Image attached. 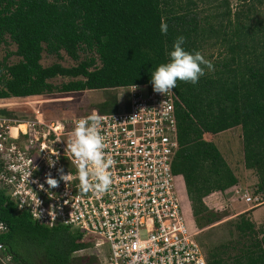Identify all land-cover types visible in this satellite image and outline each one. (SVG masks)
Returning a JSON list of instances; mask_svg holds the SVG:
<instances>
[{
	"label": "trees",
	"instance_id": "16d2710c",
	"mask_svg": "<svg viewBox=\"0 0 264 264\" xmlns=\"http://www.w3.org/2000/svg\"><path fill=\"white\" fill-rule=\"evenodd\" d=\"M237 3L233 8L229 0H0V45H15L11 55L19 57L15 64H9L10 54L0 62V100L152 86L151 73L170 59L179 36L187 51L217 49V57L206 58L213 71L205 69L196 84L178 81L173 89L180 146L173 172L184 181L197 227L212 226L220 222L218 212L204 199L239 183L213 136L242 130L243 163L259 179L254 195L264 200V0ZM62 52L77 65H42L45 53L63 59ZM59 77L71 81L58 86L53 80ZM19 113L21 120L35 118L28 108ZM0 116L8 118V112ZM0 223L6 226L0 254L12 256L14 264H73L74 254L90 246L69 227L49 228L18 211L3 190ZM235 229L239 239L210 250L208 263L264 264V225L257 229L243 214Z\"/></svg>",
	"mask_w": 264,
	"mask_h": 264
},
{
	"label": "built area",
	"instance_id": "2783aa9c",
	"mask_svg": "<svg viewBox=\"0 0 264 264\" xmlns=\"http://www.w3.org/2000/svg\"><path fill=\"white\" fill-rule=\"evenodd\" d=\"M127 89L123 112L93 110L66 122L46 120L37 111L32 120L0 116V190L34 221L80 233L96 250L98 264H209L182 178L173 172L180 148L176 94L163 96L150 85ZM94 112L102 117L105 153L114 161L108 169L112 185L104 193L81 190L68 149L78 120ZM60 169L71 174L67 183ZM49 174L58 187L49 188ZM0 257L14 264L12 256Z\"/></svg>",
	"mask_w": 264,
	"mask_h": 264
},
{
	"label": "rangeland",
	"instance_id": "374dc122",
	"mask_svg": "<svg viewBox=\"0 0 264 264\" xmlns=\"http://www.w3.org/2000/svg\"><path fill=\"white\" fill-rule=\"evenodd\" d=\"M229 1L231 2L233 8H235V6L238 4L237 0ZM262 10L264 11V7ZM16 49L17 47L13 44H1L0 62H3L5 58H7L10 54V58L8 59L9 64L11 65L17 63L19 61V57L11 55L16 51ZM217 52V49L209 50L204 48L202 55L206 59L210 54L215 53L217 57ZM62 56L63 59H58L55 56H49L45 53L43 56L42 65L44 67H49L55 63H59L67 68L77 65V62L69 58L65 54V52H62ZM69 81H71V79L59 77L53 80V83L61 86L62 84L68 83ZM129 93H131L129 89H121L117 91L103 90L72 93H54L50 95L34 96L26 99L12 98L8 100H0V111H7L8 118L14 119L18 118L16 115L20 114L19 111H21V109L28 108L32 113L37 111L38 113L44 114V118L46 120H59L62 122H66L80 116H86L93 110H96L98 107L104 112H123L125 111V102L129 97ZM99 108L97 110H100ZM18 119L21 120L20 118ZM206 139H208V136L206 137ZM212 140H214V142L217 144L221 153L224 155L225 160L227 161V163H229L233 171L238 172V170H241L245 167L243 163L244 156L242 151V130L240 128L231 129L227 132L215 135ZM252 175L257 177L255 173H253ZM181 181L182 184H184L183 179ZM249 181L250 178H247V182ZM255 182L257 183L256 180ZM253 184L254 180L251 182V186H249L248 190L251 198L254 196L257 188V184ZM182 189L183 191L185 190L184 187H182ZM6 195L8 194L6 193ZM252 199L253 201L251 202H253L252 205L254 207L258 206L262 202L261 199V201H257L254 198ZM187 200V204L190 205V201L188 198ZM214 200L216 201L214 205H209L206 203L205 204L212 211L218 212L217 214L219 216L220 222H217L216 224L203 229L195 225L199 232H201L198 240L202 244L206 254H208L210 250L220 246L221 244L227 243L232 239H239V233L238 231H236L235 226L236 222L239 221V216L236 214H238L240 210L227 208L226 211L225 203L222 205L218 202L219 199ZM226 202L227 204H230L231 201L227 200ZM222 208L225 209L221 210ZM248 217L251 219L249 214ZM190 221H193L192 216H190ZM262 223L264 224V219ZM261 227L262 226H260V228ZM96 256V250L93 247L88 246L87 249L74 254L73 264H96L97 262H99V259H97Z\"/></svg>",
	"mask_w": 264,
	"mask_h": 264
},
{
	"label": "clouds",
	"instance_id": "9594fccd",
	"mask_svg": "<svg viewBox=\"0 0 264 264\" xmlns=\"http://www.w3.org/2000/svg\"><path fill=\"white\" fill-rule=\"evenodd\" d=\"M160 31L165 35L168 31V25L163 20L160 24ZM184 44L185 37H177L173 44V50L169 53L170 59L161 63L151 73V84L155 93L166 96L177 87L178 81L196 84L205 75V69L214 70L213 64L205 59L200 52L187 51ZM101 123L102 117L95 112L88 117L79 119L73 132L74 139L68 145L77 165L81 190L84 192L104 193L110 190L112 185L108 169L114 164V161L105 153V137L100 134ZM50 166H54V162ZM59 171L60 180L67 183L71 174H64L62 169ZM90 177H95V181L93 182ZM59 182L50 174L46 179L49 188L58 187ZM2 227L0 225V228Z\"/></svg>",
	"mask_w": 264,
	"mask_h": 264
},
{
	"label": "crops",
	"instance_id": "0c3cea01",
	"mask_svg": "<svg viewBox=\"0 0 264 264\" xmlns=\"http://www.w3.org/2000/svg\"><path fill=\"white\" fill-rule=\"evenodd\" d=\"M121 89L123 90L126 88H118V89L112 90V91H117V90H121ZM127 101H129V97H128ZM213 137H215V136H213ZM213 142H214V140H213ZM242 149H243V142H242ZM234 173L237 176V178L239 179V183L236 186L228 189L225 192H216V193L206 197L204 199L205 203L209 204V205H214L216 203V201L214 199H219L218 202L222 205L225 203V207H226V209L222 208L221 210L225 209L227 211V208H233L236 210H240V212L238 214H236L238 216L243 215V214H249V216L253 220V223L256 225L257 229H259L260 226L264 225L262 223V221L264 219V200L256 207H254L252 205L253 202H247L246 201V197H251L250 193L248 191L249 186H251V182L254 180L253 185H255L258 183V179H257V177L252 175L253 174L252 170H247L245 167L241 170H238V172L234 171ZM247 178H250L249 182H247ZM255 180L257 181V183L255 182ZM185 191H186V187H185ZM243 192H245V193H243ZM252 198H254V199L259 198L260 199V198H262V195H257V196L254 195ZM227 200L231 201L230 204L229 203L227 204V202H226ZM252 206H253V208H252Z\"/></svg>",
	"mask_w": 264,
	"mask_h": 264
},
{
	"label": "bare ground",
	"instance_id": "6f19581e",
	"mask_svg": "<svg viewBox=\"0 0 264 264\" xmlns=\"http://www.w3.org/2000/svg\"><path fill=\"white\" fill-rule=\"evenodd\" d=\"M22 128H24V126Z\"/></svg>",
	"mask_w": 264,
	"mask_h": 264
}]
</instances>
